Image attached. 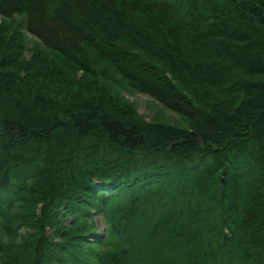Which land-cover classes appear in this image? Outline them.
Listing matches in <instances>:
<instances>
[{"label":"trees","instance_id":"obj_1","mask_svg":"<svg viewBox=\"0 0 264 264\" xmlns=\"http://www.w3.org/2000/svg\"><path fill=\"white\" fill-rule=\"evenodd\" d=\"M0 17L187 122L105 93L60 104L0 38V264H264V0H0ZM231 73L262 78L193 104Z\"/></svg>","mask_w":264,"mask_h":264},{"label":"rangeland","instance_id":"obj_2","mask_svg":"<svg viewBox=\"0 0 264 264\" xmlns=\"http://www.w3.org/2000/svg\"><path fill=\"white\" fill-rule=\"evenodd\" d=\"M0 38L7 42L12 39L19 41L21 48H17L16 57L14 58L19 74L25 75L27 73L28 76L36 77L34 72L39 71L37 78L39 81H37L41 93L60 104L68 103L78 93L86 98H94L105 93L110 95L120 106H128L133 109L137 117L146 123L172 126L178 129H185L187 126L184 119L169 112L152 98L133 91L111 66L107 64L96 66L93 64L88 66V72H85L69 61L64 60L58 53L45 49L36 38L25 33L21 17L10 19L0 17ZM168 76L180 91L183 92L186 87L191 88L190 85L185 84L183 78L178 77L176 74H168ZM261 78L246 77L245 79L231 73L230 78H227L223 84L219 83L211 89L209 87L204 88L207 93L201 97L200 104H198V101H194V99H197L196 97L190 95V98L193 99V104L197 107L203 104L218 106L222 103V100L229 103L230 100L223 98L241 79L243 81H247V79L259 81ZM233 100L231 102H234ZM149 212L151 213V210ZM150 213L149 215H151ZM98 227L101 231L104 229L101 222ZM90 261L91 264H95L93 258H90Z\"/></svg>","mask_w":264,"mask_h":264},{"label":"bare ground","instance_id":"obj_3","mask_svg":"<svg viewBox=\"0 0 264 264\" xmlns=\"http://www.w3.org/2000/svg\"><path fill=\"white\" fill-rule=\"evenodd\" d=\"M124 188V187H123Z\"/></svg>","mask_w":264,"mask_h":264}]
</instances>
